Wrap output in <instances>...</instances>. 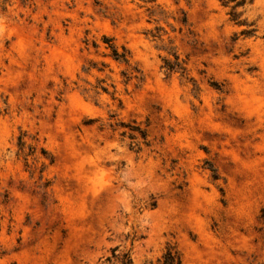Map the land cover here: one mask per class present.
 Instances as JSON below:
<instances>
[{"label":"rangeland","instance_id":"1","mask_svg":"<svg viewBox=\"0 0 264 264\" xmlns=\"http://www.w3.org/2000/svg\"><path fill=\"white\" fill-rule=\"evenodd\" d=\"M168 246L264 264V0H0V264Z\"/></svg>","mask_w":264,"mask_h":264},{"label":"trees","instance_id":"2","mask_svg":"<svg viewBox=\"0 0 264 264\" xmlns=\"http://www.w3.org/2000/svg\"><path fill=\"white\" fill-rule=\"evenodd\" d=\"M240 5V4H236L233 8H232V12H231V20L235 21L239 24V21H237V19L239 18V14L235 12V8ZM251 31H247L246 34L251 33ZM108 48L111 49V57L114 60H120L123 62H127V58H128V51L125 50L123 48V52L120 53L118 52L117 48H115L114 46H108ZM164 68L169 71L172 72L173 70L177 69V70H182L184 71V68H182L180 66V64H178L177 62H169V61H165L164 62ZM105 91V89H104ZM137 131L141 134L142 138H145V133L143 131H140L137 129ZM115 251V250H113ZM116 259H118V261L120 262V264H132V259L130 257V255L128 253L123 254L120 257L114 256ZM108 261V259H107ZM158 264H182V260H181V256L180 253L176 250L175 247L172 246H168L165 249V252L162 254V256L157 260Z\"/></svg>","mask_w":264,"mask_h":264}]
</instances>
